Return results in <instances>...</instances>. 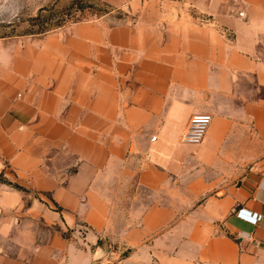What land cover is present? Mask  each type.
<instances>
[{"label":"crops","instance_id":"crops-1","mask_svg":"<svg viewBox=\"0 0 264 264\" xmlns=\"http://www.w3.org/2000/svg\"><path fill=\"white\" fill-rule=\"evenodd\" d=\"M103 1L0 37V264H264V0Z\"/></svg>","mask_w":264,"mask_h":264},{"label":"rangeland","instance_id":"rangeland-1","mask_svg":"<svg viewBox=\"0 0 264 264\" xmlns=\"http://www.w3.org/2000/svg\"><path fill=\"white\" fill-rule=\"evenodd\" d=\"M128 17L131 15L126 10L103 0H0V37L41 35L86 20L105 19L113 25ZM113 249L116 250V245L112 243L107 252ZM126 253L121 250L120 255Z\"/></svg>","mask_w":264,"mask_h":264},{"label":"built area","instance_id":"built-area-1","mask_svg":"<svg viewBox=\"0 0 264 264\" xmlns=\"http://www.w3.org/2000/svg\"><path fill=\"white\" fill-rule=\"evenodd\" d=\"M242 14V13H240ZM212 116L210 114H195L190 117L181 137V141L186 144L197 145L202 142L206 131L211 123ZM156 137L152 136L151 140ZM236 215L252 224L262 220V216L251 211L240 208L236 211Z\"/></svg>","mask_w":264,"mask_h":264},{"label":"trees","instance_id":"trees-1","mask_svg":"<svg viewBox=\"0 0 264 264\" xmlns=\"http://www.w3.org/2000/svg\"><path fill=\"white\" fill-rule=\"evenodd\" d=\"M74 3V2H73ZM15 187H17V188H19L20 189V187L18 186V185H15Z\"/></svg>","mask_w":264,"mask_h":264}]
</instances>
